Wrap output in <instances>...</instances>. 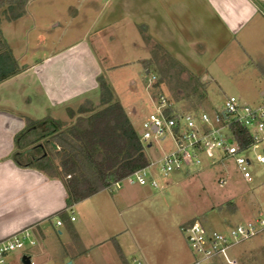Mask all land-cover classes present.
Returning <instances> with one entry per match:
<instances>
[{"label":"crops","instance_id":"0c3cea01","mask_svg":"<svg viewBox=\"0 0 264 264\" xmlns=\"http://www.w3.org/2000/svg\"><path fill=\"white\" fill-rule=\"evenodd\" d=\"M29 5L31 0L23 19L29 16ZM63 9V14L69 18L68 24L72 18H80L83 11L80 19L84 29L77 42L45 54L32 65H22L19 74L0 83V241L30 230L37 246L51 228L64 227L61 217L71 211L75 217L78 210L79 221L87 222L88 213H83L81 207L88 203L91 213L98 218L95 203L100 204V196L108 191L67 208L68 194L61 180L50 178L36 169L19 167L12 155L16 136L26 128L28 119L52 118L72 122L70 110L77 112L88 102L99 106L98 79L101 76L119 100L125 92L109 75L119 66L133 67L135 63L143 65L151 78L155 76L153 69L159 73L168 62L175 71H182L183 78H198L205 86L212 83L221 90L222 82L227 79H232L231 82L238 80L241 85V72L249 61L254 65L252 73L256 75L255 67H259L264 75V0H75L73 4L67 2ZM14 22L17 20L7 23ZM55 26L62 25L51 22L50 29ZM133 30L145 42L149 58L113 63L111 60L119 54L115 51V44L123 42L122 54H127ZM2 36L8 42L4 32ZM8 45L17 62L22 64L16 47ZM219 71L223 76L221 81ZM155 88L163 94L159 85L156 84ZM147 94L150 101L149 91ZM166 97L175 111H204L197 107L186 108L187 104L194 105L195 99L174 102ZM207 99L208 96L204 102ZM130 109L125 108L127 112ZM107 199L101 209L109 214L114 200ZM57 221L62 225L58 226ZM77 221V218L72 221L70 217L71 226ZM69 229L67 241L63 243V262L66 264H129L111 228H108L111 235L90 244L78 236L74 226ZM39 256L35 248L22 256L13 253L9 260L11 264L17 261L35 264L34 258Z\"/></svg>","mask_w":264,"mask_h":264},{"label":"rangeland","instance_id":"374dc122","mask_svg":"<svg viewBox=\"0 0 264 264\" xmlns=\"http://www.w3.org/2000/svg\"><path fill=\"white\" fill-rule=\"evenodd\" d=\"M74 1L31 0L28 17L14 23L2 20L1 30L8 38L6 43L16 47L17 57L22 62H17L14 57L19 68L26 64L32 65L31 63L45 54L77 42L84 29L80 19L83 11L79 14L80 18H72L69 24V18L63 14V6L67 2L73 4ZM51 22L60 23L62 26L50 29ZM68 29L69 33L64 35ZM122 43L115 44V51L119 54L111 60L113 63L149 58L146 44L136 31L133 30V39L128 44L127 54H122ZM132 66L117 67V71L109 75V78L114 84L119 83L120 89L124 90L125 93L120 96L119 101L125 108H131L128 115L140 131L142 121L153 112L147 94L150 77L144 71L143 65L135 63ZM244 67L245 70L241 72V85L236 79L234 82L227 79L222 82L221 90L217 85L209 83L206 86L207 102L198 103L195 100L194 105L187 104L186 108L197 107L212 113L215 108L221 109L225 99L230 96L241 98L251 106L259 105L261 94L264 92L263 71L255 67L256 75L252 73L254 65L251 61ZM153 70L151 71L157 78V86L159 85L163 94L175 102L177 96L171 92L170 83L165 81L162 84L159 73ZM217 74L221 81L222 73L219 71ZM127 90L129 93H126ZM159 91L155 88L149 93L158 94ZM189 96L194 99L191 94ZM171 150L173 146L169 138L163 142H154L151 149L145 148L146 155L152 161L158 159L162 152ZM257 154H264V144L250 148L244 154L254 161L251 169L252 182L243 178L232 159L214 164V161L218 160V153H215V160L201 154L202 167L196 173L185 174L177 171L165 179L161 176L159 166H156L151 169V175L159 182V189L124 185L117 191L108 190L100 196L101 203H95L98 218L91 213L88 203L81 207L83 213H88L87 222L79 221L77 210L75 217L78 221L72 226L86 244L111 235L108 231V228H111L117 235L115 238L129 264H191L195 256L186 236L181 232L182 226L197 222L206 230L227 232L239 224L264 218V165L256 162ZM221 180L225 183L221 184ZM107 198L114 200L112 212L109 214L101 209L106 205ZM70 217L71 212L61 217L64 227L51 228L41 244L30 249L27 246L25 250L19 249L14 254L22 256L36 248L40 256L34 258L35 264H66L63 262V243L67 241V229H72ZM60 232H63V235H60ZM228 256L230 259H236L238 264H264V233L234 247L228 252ZM16 264L21 262L17 261Z\"/></svg>","mask_w":264,"mask_h":264},{"label":"trees","instance_id":"16d2710c","mask_svg":"<svg viewBox=\"0 0 264 264\" xmlns=\"http://www.w3.org/2000/svg\"><path fill=\"white\" fill-rule=\"evenodd\" d=\"M29 1L0 0V83L21 71L3 39L2 20L13 22L24 17ZM155 59L158 63L159 58ZM172 67L167 62L159 70V75L162 84L165 81L170 83L176 101L189 100L191 94L203 103L207 96L205 84L198 78H183L182 71H175ZM98 84L99 106L88 102L77 112L70 110V123L52 118L28 119L26 128L15 139L12 160L19 167L36 169L50 178L61 180L68 194L67 208L109 189L150 164L139 130L128 112L103 76L98 79ZM173 109L167 111L168 116ZM232 129L241 147L249 148L252 143L249 132L239 126Z\"/></svg>","mask_w":264,"mask_h":264},{"label":"built area","instance_id":"2783aa9c","mask_svg":"<svg viewBox=\"0 0 264 264\" xmlns=\"http://www.w3.org/2000/svg\"><path fill=\"white\" fill-rule=\"evenodd\" d=\"M156 84L157 78L152 76L148 81V91L153 92ZM150 101L153 112L141 123L140 140L145 148L151 149L154 142H163L169 138L173 150L162 152L161 157L150 161L146 168L126 176L111 185L108 190L117 191L124 185L159 189V182L151 175L152 168L159 166L161 176L165 179L177 171L185 174L196 173L202 167L201 154L215 160V153L219 156L214 164L232 159L243 178L252 182L251 169L254 161L244 154L250 148L264 144V92L261 94V103L257 106H251L241 98L230 96L225 99L221 109L215 108L212 113L178 112L173 109L168 116L167 111L172 110L173 106L165 95L150 92ZM233 126H239L249 132L252 140L249 148L241 147ZM255 160L264 165V154H257ZM220 183L225 181L221 180ZM71 215V220L75 221L72 211ZM57 225L61 226L62 222L57 221ZM181 232L186 236L195 256L191 264H237L235 259L229 258L228 252L263 234L264 218L239 224L227 232L206 230L201 224L194 222L182 226ZM36 244L30 230L0 241V264H11L9 258L15 251L25 250L27 246L34 247Z\"/></svg>","mask_w":264,"mask_h":264},{"label":"water","instance_id":"95a60500","mask_svg":"<svg viewBox=\"0 0 264 264\" xmlns=\"http://www.w3.org/2000/svg\"><path fill=\"white\" fill-rule=\"evenodd\" d=\"M29 264H30V262H29Z\"/></svg>","mask_w":264,"mask_h":264}]
</instances>
